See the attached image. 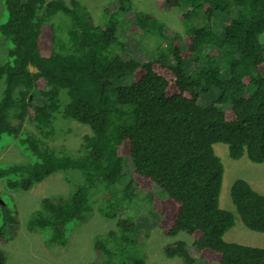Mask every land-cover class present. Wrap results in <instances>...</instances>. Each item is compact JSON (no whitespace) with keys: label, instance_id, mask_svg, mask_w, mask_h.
I'll use <instances>...</instances> for the list:
<instances>
[{"label":"trees","instance_id":"obj_1","mask_svg":"<svg viewBox=\"0 0 264 264\" xmlns=\"http://www.w3.org/2000/svg\"><path fill=\"white\" fill-rule=\"evenodd\" d=\"M1 1L5 49L0 60V147L13 142L27 156L0 164L3 186L27 190L58 171L70 172L65 180L75 174L83 178L68 195L43 198L27 228L44 231L47 245H64L68 222L86 215L104 194L110 193L104 199L112 203L111 189L121 181L127 182L119 185L123 190L131 185L150 192L154 184L166 195L150 196L162 232L187 233L196 252L191 255L179 239L164 247L165 256L179 257L180 264H194L197 257L206 263L264 264V247L222 238L235 217L218 203L223 171L213 150V144L224 143L232 159L245 155L251 162H264V0H156L169 8L185 5L181 17L190 14V5L192 15L194 6L209 27L190 30L183 39L186 51L170 48L177 43L174 37L167 43L170 58L161 54L145 62L122 58L125 45L116 35V13L131 22V29H139V35L152 33L153 24L148 29L146 21L152 23L150 15L134 9L131 0L103 5L99 23L78 0ZM58 12L67 15V29L53 22ZM221 14V34L208 36L212 18ZM153 28L161 31L158 24ZM203 45L208 50L202 51ZM189 54L225 60L229 76L222 79L214 66L194 76L184 73L180 62ZM124 75L131 76L130 83L110 87ZM244 86L252 91L234 99L228 110L197 101V89L215 87V101L222 103ZM70 123L89 130L74 149L55 141L69 131ZM126 157L133 166L130 175L123 171ZM229 196L241 223L264 233V193L238 178ZM17 221L14 206L0 202V245L7 240L6 225ZM117 225L125 232L135 229L126 220ZM99 242L95 239L94 247L101 252ZM0 264H9L2 246Z\"/></svg>","mask_w":264,"mask_h":264},{"label":"rangeland","instance_id":"obj_2","mask_svg":"<svg viewBox=\"0 0 264 264\" xmlns=\"http://www.w3.org/2000/svg\"><path fill=\"white\" fill-rule=\"evenodd\" d=\"M78 1L86 6L96 23L104 20V16L101 15L102 6L111 5L114 2V0ZM131 2L134 9L150 15L152 23L146 20L149 25L148 29L152 24L153 27L158 24L161 31L151 27L152 33H148V36L139 35V29H131V22H126L125 18L122 19V14L116 13L113 20L116 23L117 38L122 40L125 45V49L121 53V57L124 59L133 58L145 62L161 54L170 58L169 52L173 46L180 47L181 51L187 50L183 39L190 34V30L209 27V23L200 17V13H195L198 12V9H195L194 6V12L191 15V5L190 14L181 17V13L186 10V6L182 3L179 7L169 8L164 4L158 5L156 0H131ZM187 5L189 8V2ZM4 19L5 10L0 0V22ZM224 20L223 15H214L210 32L207 35L214 37L212 33L221 34L220 27ZM53 22L58 29H67L69 19L64 13L58 12L54 15ZM174 37H176L177 43H173L170 48H167V43L170 40L172 42ZM221 47L227 48V46ZM4 49L5 45L0 40V60ZM205 49L208 50V47L203 45L202 51ZM202 56L204 57L205 53ZM191 57L190 54L186 55L180 62V68L184 73L194 76L206 66L208 68L214 66L218 68L222 79L229 76V64L225 60L219 57L214 58V56H208L209 60L203 59L199 55ZM207 61L209 62L207 63ZM29 69L34 70L33 67H29ZM130 82L131 76L124 75L114 79L110 87ZM251 91L252 86H244L240 91L227 94L224 102L219 103L215 101L218 95V90L215 87L196 90L199 104L213 102L222 110H228L234 99L245 97ZM107 96L111 99L113 92L109 90ZM69 125V131L55 141L57 144H66L74 149L77 147L81 135L89 130L83 124L70 123ZM4 143L0 147V164L26 160L27 156L23 155L13 142L5 147ZM213 150L220 159L223 171L218 203L222 209L232 212L235 217L233 225L225 231L223 240L264 247V233L250 230L241 223L229 196L230 186L238 178L246 180L253 190L264 193V162H251L245 155L232 159L229 157L227 145L224 143L213 144ZM123 171L125 175H130L133 172V166L128 157L123 161ZM64 174L69 176L70 172H55L34 183L27 190L6 189L2 183L3 180L0 179V201L13 205L18 217L17 224L6 225L7 240L0 245L7 254L9 264H95L104 258L108 264H134L139 259H142L143 264H180L179 257H167L164 254V247L179 239L184 240L190 254L196 256L191 244V237L187 233L180 231L173 236L166 235L160 228V214L150 203V196L153 194L157 198H164L166 195L154 184H151L150 192L131 185L123 190L122 186H127L126 181H128L124 177L122 180L126 183L121 181L114 189H111L115 194L112 203L108 204L110 200L104 199L110 195V190L107 191L108 195H103V200L101 197L98 201L93 202L92 206L90 198L88 202L90 211L86 215L82 214L83 217H75L68 222L65 232L66 243L64 245H47L45 232L34 228L28 229L26 221L40 208V201L43 198L56 194L68 195L77 184L83 181L81 174L70 176L68 180H65L68 176H64ZM104 201L106 203L102 207L101 203ZM107 204L110 205V208ZM118 220H126L127 223L134 224L135 229L132 232L121 230L117 225ZM95 239L101 243V252L94 247ZM105 249L108 250V254L104 252ZM194 264L219 263H206L197 257Z\"/></svg>","mask_w":264,"mask_h":264},{"label":"water","instance_id":"obj_3","mask_svg":"<svg viewBox=\"0 0 264 264\" xmlns=\"http://www.w3.org/2000/svg\"><path fill=\"white\" fill-rule=\"evenodd\" d=\"M1 202V201H0Z\"/></svg>","mask_w":264,"mask_h":264}]
</instances>
